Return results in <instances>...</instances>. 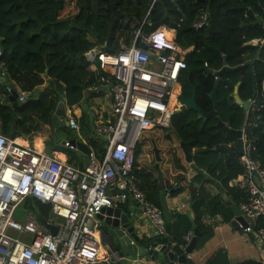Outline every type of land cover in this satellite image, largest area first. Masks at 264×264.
<instances>
[{
    "label": "trees",
    "instance_id": "16d2710c",
    "mask_svg": "<svg viewBox=\"0 0 264 264\" xmlns=\"http://www.w3.org/2000/svg\"><path fill=\"white\" fill-rule=\"evenodd\" d=\"M200 7L207 9L208 21L194 29L191 24ZM256 17L260 18V24L253 23ZM159 25L174 28V38L180 46H192L184 57L185 68L179 73L180 95L188 98L192 89L200 113L213 108L209 94L214 79L205 76L203 62L214 71L222 67L223 59L227 67L241 65L219 74L215 115L196 118L193 109L182 106L171 115L168 128L142 130L133 147L131 176L149 201L159 207L153 145L158 149L164 191L169 196L188 191L192 216L189 219L183 213L171 212L168 243L183 245L182 236L195 229L193 249H198L211 237L215 226L204 224L201 216L207 213L218 216V222L228 223L233 212L222 201L214 183L194 169L205 171L206 177L219 182L233 204L244 201L246 194L227 184L242 170L237 154L227 155L215 149L220 145L231 147L235 142L234 131L243 128L251 156L264 170V101L257 94L258 84L264 78V44H243L264 35V0H0V60L13 89L32 94L22 102L16 100L15 106L4 94L0 103V133L21 137L32 148L42 143L46 151L63 153L67 163L79 165V159L56 138L55 131L67 127L53 126L51 117L57 102L62 100L78 128H87L84 105L89 101L83 99L96 86L97 71L88 65L84 53L95 45L116 52L120 44L130 43L137 27L147 33ZM44 71L46 75L42 76ZM52 81L62 85V96ZM46 82L47 86L39 91L38 87ZM234 86L242 102L248 98H254V102L246 108L234 103ZM94 94L100 93L89 94L87 100ZM107 97L109 108L96 115L93 123L111 119ZM217 120L222 124L216 125ZM172 133L190 156L194 173L188 179L176 155ZM22 206L48 216L49 206L30 197H26ZM262 224L264 217L255 225ZM186 264L190 262L186 260ZM205 264L262 263L252 259L230 263L225 252L218 249Z\"/></svg>",
    "mask_w": 264,
    "mask_h": 264
},
{
    "label": "built area",
    "instance_id": "2783aa9c",
    "mask_svg": "<svg viewBox=\"0 0 264 264\" xmlns=\"http://www.w3.org/2000/svg\"><path fill=\"white\" fill-rule=\"evenodd\" d=\"M208 16L207 9L200 7L191 26H205ZM174 37L175 29L164 25L147 33L137 27L130 43L120 44L116 52L95 45L84 53L88 65L97 71L92 89L108 93L111 114V119L92 124L93 134L102 141L98 142L96 156L85 144L89 150L88 154L82 153L88 157L86 163L69 164L54 151L32 148L19 143L17 136L0 133V264H97L100 260L113 263L117 258L113 251L108 249L109 253L99 255L101 243L94 232L95 215L102 207L128 200L140 209L152 235H165L160 208L146 198L131 170L133 147L140 132L153 127L168 128L171 115L181 107L179 73L185 68L184 57L192 46L182 47ZM243 44L262 45L264 35ZM1 53L0 46V56ZM203 67L207 68L205 62ZM214 72L211 70L210 74L213 79L217 78ZM5 75L6 67L0 60V83ZM3 82L9 92L13 87L5 79ZM4 94L0 89L1 100ZM16 94L17 101L28 97L23 91ZM257 94L264 101V78ZM245 102L248 106L254 98ZM58 123H65L69 130H79L65 107ZM239 130L237 162L242 170L227 184L247 197L237 204L246 222H237L238 230L244 239L252 237L264 244V224L255 225L264 217V170L252 158L243 128ZM62 145L76 150L67 140ZM26 197L49 206L44 218L56 227L54 233L37 220L35 212L21 208L24 216L17 217L15 211ZM206 219L211 221L213 217L206 215ZM192 236V229L182 236V249Z\"/></svg>",
    "mask_w": 264,
    "mask_h": 264
},
{
    "label": "water",
    "instance_id": "95a60500",
    "mask_svg": "<svg viewBox=\"0 0 264 264\" xmlns=\"http://www.w3.org/2000/svg\"><path fill=\"white\" fill-rule=\"evenodd\" d=\"M253 23L260 24L261 20L259 17H256L253 21ZM250 25V24H247ZM241 65H237L234 67H227L224 63L223 59V65L222 67L215 71L214 74L217 75V78L213 81V86L210 91V99L212 102L213 108L207 112V113H200L199 109L197 108L195 102H194V92L191 89V95L188 98H184L180 95L179 102L181 106L185 108L193 109L196 112V118L199 117H205L207 115H215L216 110V98H215V89L217 87L218 83V76L223 71H233L240 67ZM204 74L205 76L211 74V69L204 68ZM46 72L44 71L42 76H45ZM4 79L7 81V85L10 87H13V85L8 82V78L5 75L1 78L2 83H0V89L5 93L6 99L9 103H11L12 106L16 105V91L12 88L9 92H7L5 83L3 82ZM54 89L57 91V93L62 96L63 95V88L62 85L56 81H52ZM47 86V82L44 83L42 86L38 87V90L41 91ZM104 91V89H102ZM96 92L95 90L91 89L86 92L84 95L83 101H86V98L89 94ZM233 101L234 103L240 105L243 108L247 107L246 102H242L238 96L236 95V86L233 90ZM32 94H29L28 97H31ZM0 103H2V100L0 98ZM64 112V103L62 100L58 101L55 109L53 111V115L51 117V122L53 126L58 125V118L63 115ZM222 122L217 120L216 125H221ZM65 125V123H64ZM235 142L231 147H226L223 145L217 146L215 149L224 151L227 155L231 153H240V147H241V141H240V130H235ZM175 138L177 139V136L174 134ZM67 142L72 145L76 150L80 151L83 154H88V147L81 143L80 141H75L74 139H69ZM64 143V140L60 141V144L62 145ZM179 147L182 151L184 160L187 163H190V156L184 146L183 143L179 142ZM152 151L154 155L155 163L153 164V169L156 172V179H157V188L160 190L158 194V203L159 208L162 213V217L164 219V230L165 235L164 236H151L147 238V241L145 243H141L143 238H141L138 235L139 228L141 227V222L139 221L140 217V209L136 207L131 208L130 210H122L120 207H102L98 213L95 215V219L98 222V234H99V241L102 245H104L107 249L110 251H113L118 256L120 253L128 255V256H135V258L130 262V264H142L141 259L146 258L151 263H158V264H185L186 257L185 254L189 253L194 248L195 243V237H196V230L193 231V236L190 239V241L187 243V245L181 249L178 245H170L168 243V234L170 232L168 221L171 216V212L168 210L166 203H165V195L166 192L163 189V179L161 171L158 167L159 162V154L158 149L153 145ZM194 169V168H192ZM197 173H199L202 177H205L207 181H210L214 183V185L218 188L219 192L221 193V199L222 201L229 206L231 211L233 212V218L229 221V225L232 228L237 227V222L242 223L243 225H246V222L244 220V217L241 215L240 210L238 209L237 205L233 204L229 198L225 195L223 192V188L219 184V182L206 177V173L203 170L194 169ZM192 205L191 198L188 199V210L183 213L186 217L190 219V207ZM35 216L37 220L45 225L50 233H54L56 230V227L52 225L50 222H48L39 212H35ZM137 224V225H135ZM251 240H253L252 237H250ZM149 240V241H148Z\"/></svg>",
    "mask_w": 264,
    "mask_h": 264
},
{
    "label": "crops",
    "instance_id": "0c3cea01",
    "mask_svg": "<svg viewBox=\"0 0 264 264\" xmlns=\"http://www.w3.org/2000/svg\"><path fill=\"white\" fill-rule=\"evenodd\" d=\"M99 93L100 94H94L95 96L91 97L88 100H87L88 96L86 98L85 102L89 101V103L84 105V109H85L84 118L87 123L89 119L93 123L94 119L96 118V115L104 114V111H106L109 108L108 97H107L108 94L102 89L99 90ZM76 114L77 115L80 114L79 110L76 112ZM79 130H81V132L84 133L85 129L84 127H80ZM171 137H172V143L176 150V155L180 158V162L186 170V179H188L190 176H192L194 171L190 167V163H187L184 160V157L179 147V143L177 142V139H174L172 134H171ZM18 138L22 139L21 137H18ZM37 148H40V147H37ZM56 153L57 155H59V157L66 158L65 154L60 153V152H56ZM81 163L82 162H80V164ZM189 198L190 196L187 190L182 191L175 196H169L166 193L165 203L170 212L185 213L188 210L187 205H188ZM113 206L120 207L122 210H130L131 208L135 207V204H133L131 201L128 200L122 204L114 203ZM189 211H190V217H191L192 216L191 207ZM206 215H209V214L204 213L201 216V221L204 224H211V223L214 224L215 223V226L213 227V232H212L211 237L208 238L202 244L200 248L192 249L189 253L185 254L186 260H188L190 264H205V262L208 259H210V257L218 249H221L225 252L226 258L228 259L230 263H237L245 259H252V260H258L262 264H264V244H262L261 242H258L257 240L244 239L242 234H240V230H238L237 227L236 228L230 227L229 222L228 223L218 222L219 220H216L214 215H210L213 217V220L207 221ZM139 221L141 222L142 225L139 228L138 235L144 239L141 241V243H145L147 241V238L153 236L152 230H151L149 223L145 220L142 214H140ZM94 224H95L94 232L99 237L98 230H97L98 222L96 219L94 220ZM170 245L172 246L176 244H174L173 242H170ZM178 246L182 249L181 245H178ZM105 253H109V250L104 245L101 244L100 249H99V255L102 256ZM134 258L135 256H128V255L120 253L117 256L116 260L113 261V263H108L103 260H100L97 264H116L118 263V261L121 264H130V262ZM141 261H142V264H158V263H151L146 258H142Z\"/></svg>",
    "mask_w": 264,
    "mask_h": 264
},
{
    "label": "rangeland",
    "instance_id": "374dc122",
    "mask_svg": "<svg viewBox=\"0 0 264 264\" xmlns=\"http://www.w3.org/2000/svg\"><path fill=\"white\" fill-rule=\"evenodd\" d=\"M182 107V106H181ZM181 107L178 108L177 111L181 110ZM92 122L89 119L88 123H87V128L84 130V133L81 132V130L76 131V130H68L67 128H65V130L62 129H58L57 131H55L56 133V138L61 141V140H69V139H74L75 141H80L83 144H86L87 146H89L94 154V156H96V149L99 146L98 142L102 141L99 138H97L92 131ZM172 136L175 138L174 133H172ZM20 143H24L22 139L18 138ZM28 141V140H27ZM41 149L46 150L43 146L42 143L39 144V146ZM70 154L74 157L79 159L80 162L82 163H86L88 161V157L86 155H83L80 151L78 150H70ZM23 203V202H22ZM22 203L17 207L15 213L17 214L18 218H22L24 216V212L21 211V208H23L24 210H28L26 208H24L22 206ZM26 214V213H25ZM55 222H58V220L55 218L54 219ZM241 234V232H240Z\"/></svg>",
    "mask_w": 264,
    "mask_h": 264
},
{
    "label": "bare ground",
    "instance_id": "6f19581e",
    "mask_svg": "<svg viewBox=\"0 0 264 264\" xmlns=\"http://www.w3.org/2000/svg\"><path fill=\"white\" fill-rule=\"evenodd\" d=\"M19 142V140H17ZM20 143V142H19ZM59 156V155H58Z\"/></svg>",
    "mask_w": 264,
    "mask_h": 264
}]
</instances>
